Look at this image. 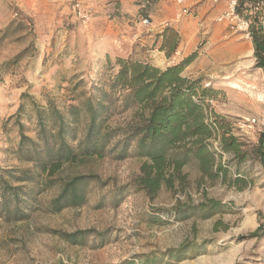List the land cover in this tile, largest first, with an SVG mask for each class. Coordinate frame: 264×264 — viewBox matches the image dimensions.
I'll use <instances>...</instances> for the list:
<instances>
[{
	"label": "rangeland",
	"instance_id": "rangeland-1",
	"mask_svg": "<svg viewBox=\"0 0 264 264\" xmlns=\"http://www.w3.org/2000/svg\"><path fill=\"white\" fill-rule=\"evenodd\" d=\"M258 1L242 0L240 12L253 23L261 17L264 27V0L263 9L252 10ZM72 2L52 9L46 0H0V165L30 167L16 157L18 129L11 120L24 93L41 105L50 100L68 106L108 77V58L132 54L162 69L189 59L183 75L214 89L204 103L207 120L218 121L209 139L217 173L207 175L192 159L174 176L166 172L171 182L150 195L141 188L145 158L135 147L123 158L112 152L67 164L27 219L0 215V264H264V70L255 67L253 39L218 21L222 10L209 23L199 20L194 1L178 24H168L156 38L131 41L118 33L116 8L99 13L84 1L93 18L83 24ZM216 24L224 25L219 38ZM167 27L179 37L171 55L160 48ZM128 117L117 114L111 124ZM224 137L235 147L224 149ZM75 175L91 177L86 202L47 210L60 184ZM79 230L93 232L82 243L66 239ZM182 247L190 250L177 252Z\"/></svg>",
	"mask_w": 264,
	"mask_h": 264
},
{
	"label": "trees",
	"instance_id": "trees-1",
	"mask_svg": "<svg viewBox=\"0 0 264 264\" xmlns=\"http://www.w3.org/2000/svg\"><path fill=\"white\" fill-rule=\"evenodd\" d=\"M252 24L255 67L264 70V27L255 15ZM167 27L160 48L175 52L179 37L168 34ZM189 59L162 69L132 54L108 58V77L92 90L78 97L76 103L60 107L55 102L39 104L28 94L13 115L18 129L15 150L27 168L0 165V215L9 221L27 219L40 207V196L57 181L63 166L92 156L117 152L123 158L129 148L145 158L141 188L154 195L162 183L169 184L186 163L195 159L204 173L214 176L215 152L209 139L215 135L217 120H207L206 96L212 87H199V80L183 75ZM201 88V89H200ZM129 114L123 123L111 124L115 115ZM223 148L235 145L223 138ZM259 153L264 162V131ZM90 175H75L60 184L59 193L47 210L59 212L66 207L83 205L87 200ZM181 210L179 212H183ZM260 217L264 216L259 212ZM92 230L66 233L71 243H82ZM254 234H259L257 229ZM190 249L180 248L177 252ZM173 258L174 251L166 254ZM152 264V263H147Z\"/></svg>",
	"mask_w": 264,
	"mask_h": 264
},
{
	"label": "crops",
	"instance_id": "crops-1",
	"mask_svg": "<svg viewBox=\"0 0 264 264\" xmlns=\"http://www.w3.org/2000/svg\"><path fill=\"white\" fill-rule=\"evenodd\" d=\"M49 6L52 9H57L58 6L62 4L69 3L71 0H46ZM95 5V8L103 13L109 9H117V16L119 18V23H121V30H118V33H121L123 37L131 41L136 40L141 35H144L148 40L153 37H157L165 26L168 24H178L175 22V13L177 5L174 0H153V2H147L146 5H141L140 1L142 0H84ZM198 3V19L203 20L204 23H209L215 16L224 9L225 0H187V3L190 5L193 2ZM143 6V8H142ZM145 11V14H139ZM149 17L151 20V25L149 27H143L140 24V17ZM103 17L102 14L95 18L98 19ZM141 18V19H142ZM174 22V23H173ZM182 25V26H181ZM216 37L221 36V28L224 25L216 24ZM177 26V25H176ZM180 29L183 34H186L188 31L186 29V24L181 23ZM152 40V39H151ZM115 55H120L118 51H114Z\"/></svg>",
	"mask_w": 264,
	"mask_h": 264
},
{
	"label": "built area",
	"instance_id": "built-area-1",
	"mask_svg": "<svg viewBox=\"0 0 264 264\" xmlns=\"http://www.w3.org/2000/svg\"><path fill=\"white\" fill-rule=\"evenodd\" d=\"M153 0H146L150 2ZM177 9L175 13V20H180L182 17L190 12V5L187 0H174ZM217 1V0H216ZM242 0H225V7L219 13L217 20L226 23L234 32L241 35L253 38L252 24L253 21L250 17L244 16L240 12ZM72 12L75 17L83 24L89 23L93 18L92 8L87 5L83 0H73L71 4ZM263 9L261 0L253 5V11H260ZM143 25L150 26L151 20L149 17H144L141 20Z\"/></svg>",
	"mask_w": 264,
	"mask_h": 264
}]
</instances>
